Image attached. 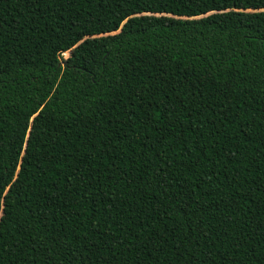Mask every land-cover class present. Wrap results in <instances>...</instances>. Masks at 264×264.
I'll return each mask as SVG.
<instances>
[{"label": "trees", "instance_id": "1", "mask_svg": "<svg viewBox=\"0 0 264 264\" xmlns=\"http://www.w3.org/2000/svg\"><path fill=\"white\" fill-rule=\"evenodd\" d=\"M0 264H264V0H0Z\"/></svg>", "mask_w": 264, "mask_h": 264}, {"label": "rangeland", "instance_id": "2", "mask_svg": "<svg viewBox=\"0 0 264 264\" xmlns=\"http://www.w3.org/2000/svg\"><path fill=\"white\" fill-rule=\"evenodd\" d=\"M69 55H70V51L64 52V53L61 54V56L65 57V58L68 57Z\"/></svg>", "mask_w": 264, "mask_h": 264}]
</instances>
